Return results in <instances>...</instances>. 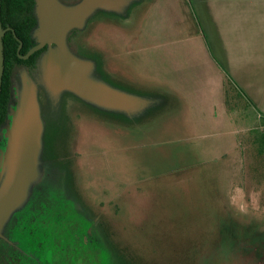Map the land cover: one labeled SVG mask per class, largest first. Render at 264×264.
I'll return each instance as SVG.
<instances>
[{"label":"rangeland","instance_id":"1","mask_svg":"<svg viewBox=\"0 0 264 264\" xmlns=\"http://www.w3.org/2000/svg\"><path fill=\"white\" fill-rule=\"evenodd\" d=\"M202 3L127 0L88 17V48L73 54L93 64L92 80L136 101L130 110L108 108L35 79L42 176L3 235L32 203L41 206L40 224L92 230L97 238L87 244L100 264L111 254L115 264H250L248 246L258 241L243 239L244 227L264 232V213L241 216L228 193L238 184L264 186V151L249 144L264 125L247 95L231 92L226 105L216 86L212 67L220 61L199 29ZM249 40L229 39V47L257 53L264 45V35Z\"/></svg>","mask_w":264,"mask_h":264},{"label":"water","instance_id":"2","mask_svg":"<svg viewBox=\"0 0 264 264\" xmlns=\"http://www.w3.org/2000/svg\"><path fill=\"white\" fill-rule=\"evenodd\" d=\"M126 3L127 0H83L76 6H66L59 0H37L41 43L30 54L46 44L50 45L53 39L56 40L57 49H51L42 64L43 76L48 80L49 87L55 91H73L97 105L130 110L136 100L92 80L93 64L76 57L67 44L68 34L74 29H85L86 21L93 12L118 11ZM4 36L5 30L0 20V93L4 75ZM17 91L18 105L11 112L17 115V119L12 125L9 143L2 156L0 238H4L2 233L15 213L28 203L42 176L39 172V152L44 124L40 116L35 80L23 79L22 87L17 86Z\"/></svg>","mask_w":264,"mask_h":264},{"label":"flooded vegetation","instance_id":"3","mask_svg":"<svg viewBox=\"0 0 264 264\" xmlns=\"http://www.w3.org/2000/svg\"><path fill=\"white\" fill-rule=\"evenodd\" d=\"M59 1L66 6H76L83 0ZM3 6L4 11L0 12V20L2 28L5 30L4 38L12 36L17 41L18 48L17 59L11 58V62L8 64L7 79H10V100L5 120L0 128V175L3 166L2 156L6 149V139L4 140L6 128L11 123V112H14L18 105L17 79H45L42 64L49 51L57 49L56 40L53 39L50 45L46 44L30 54L41 43L39 38L41 22L38 16L37 0H3ZM84 35L85 29H74L68 34L67 44L72 53L79 55L85 52L87 45ZM102 78L106 79L103 76ZM28 207L27 211L21 213L15 225L7 227L6 234L3 235L4 238H0V264H41L43 254L38 251L41 239L33 238L31 243L37 250L34 252L26 251V246L21 240L22 230L29 227L32 218L36 221L34 226L39 225L36 217L41 213V206L39 207L38 204L32 206L31 203ZM89 233L92 234V230Z\"/></svg>","mask_w":264,"mask_h":264},{"label":"crops","instance_id":"4","mask_svg":"<svg viewBox=\"0 0 264 264\" xmlns=\"http://www.w3.org/2000/svg\"><path fill=\"white\" fill-rule=\"evenodd\" d=\"M192 2L188 3L193 5ZM197 2H203L199 4L203 21L199 29L206 30L211 37L210 48L220 61H214L212 67L216 86L220 85V90L224 93L225 79L229 75L257 105L255 94L259 95L260 92L264 94V45H254L258 47L257 53L254 49L251 53L248 48L243 47L230 49L229 39L241 38L252 46L250 36L264 35V0H197ZM229 57L232 59L231 63L228 62ZM221 62L222 67L227 69L226 73L224 70L222 72L220 69L222 67L218 65Z\"/></svg>","mask_w":264,"mask_h":264},{"label":"trees","instance_id":"5","mask_svg":"<svg viewBox=\"0 0 264 264\" xmlns=\"http://www.w3.org/2000/svg\"><path fill=\"white\" fill-rule=\"evenodd\" d=\"M1 11L2 12L4 11L3 0H1ZM3 42H4V75L2 82V90L0 93V128L5 120L6 113L8 111V103L10 100V79H7V72L9 67L8 64L11 62V58L17 59V48H18V43L12 36H8L4 38ZM231 92L236 93L239 96H241L240 94L243 93L244 96H246L244 91L237 85V83L229 75H227L225 79V96L227 97L226 105L230 104L229 95H231L230 94ZM248 100L250 102V105L253 106L257 112H259L258 113L259 119L262 120L264 125V114L258 110V107L250 98H248ZM249 144H250V150L252 148H256L258 150L259 148L258 154H262L264 151V131L263 132H259L258 130L252 131L251 140ZM40 215H37L36 217V220L38 221L39 225L34 226V224H36V221H34V219L32 218V223L29 224V227H25V229L22 230L21 240L23 241V244L26 246L25 249L26 251L34 252L37 250L34 249L35 245H32L31 243L33 241V238L38 237L41 239L39 245L40 249H38V251H40L43 254L41 264H98L99 263L100 258L87 244L90 238L96 237V235H94V232H92V234H90L88 230H84L80 232V230L75 225L74 227H67L64 225H57L55 227L50 225L49 222L45 224H40V220H39ZM75 224H77L76 221ZM243 232L245 234V236L243 235V239L246 237L248 238L247 240L250 239V240L258 241V243H253L252 245L250 244V246H248V251L251 255V257L248 260L249 263L259 264L263 262L264 232H262L255 225L244 227ZM30 246L31 249H29ZM103 246L101 247L103 248L104 251L99 246H97V248L100 250L102 254L108 252V248L107 247L104 248ZM108 262L109 264H115L112 259V254H111V259H109Z\"/></svg>","mask_w":264,"mask_h":264},{"label":"clouds","instance_id":"6","mask_svg":"<svg viewBox=\"0 0 264 264\" xmlns=\"http://www.w3.org/2000/svg\"><path fill=\"white\" fill-rule=\"evenodd\" d=\"M229 204L241 216H257L264 213V186L248 189L243 185H235L228 193Z\"/></svg>","mask_w":264,"mask_h":264}]
</instances>
